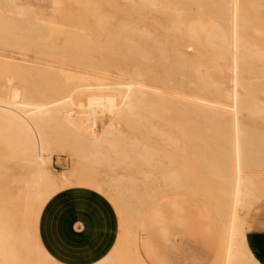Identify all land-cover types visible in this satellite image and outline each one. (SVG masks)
<instances>
[{
  "label": "bare ground",
  "instance_id": "obj_1",
  "mask_svg": "<svg viewBox=\"0 0 264 264\" xmlns=\"http://www.w3.org/2000/svg\"><path fill=\"white\" fill-rule=\"evenodd\" d=\"M130 1L141 10L128 30L130 62L111 71L79 52L83 25L100 29L101 20L72 19L59 0H0V264H59L41 245L40 214L55 195L80 189L115 205L123 264H144L139 225L172 200L197 203L218 222L213 264H258L245 226L264 199V109L242 102L250 96L242 72L249 59L264 63V54L243 39L249 12L240 0ZM169 28L184 40L171 60L160 39ZM170 113L181 127L161 120ZM127 122L162 147L126 140ZM174 127L179 138L168 131ZM54 145L74 148L55 159ZM164 148L182 152L179 171L168 169L174 162Z\"/></svg>",
  "mask_w": 264,
  "mask_h": 264
},
{
  "label": "crops",
  "instance_id": "obj_2",
  "mask_svg": "<svg viewBox=\"0 0 264 264\" xmlns=\"http://www.w3.org/2000/svg\"><path fill=\"white\" fill-rule=\"evenodd\" d=\"M264 131V115L259 119ZM38 235L59 264H123L118 258L122 236L115 207L91 192H61L44 206ZM216 219L201 205L172 200L152 208L142 219L136 240L144 264H213L220 249ZM245 244L251 257L264 264V199L250 212Z\"/></svg>",
  "mask_w": 264,
  "mask_h": 264
},
{
  "label": "rangeland",
  "instance_id": "obj_3",
  "mask_svg": "<svg viewBox=\"0 0 264 264\" xmlns=\"http://www.w3.org/2000/svg\"><path fill=\"white\" fill-rule=\"evenodd\" d=\"M93 3L92 10L86 11L83 6L76 5L71 0H59L60 3L67 5L65 10L69 11L70 18H79L80 20H91L97 18L101 20L102 25L100 29L96 26L88 27L83 25V30L88 34L86 42L80 45V54L88 55L102 61L103 64L109 70H114L116 66H123L130 62L131 41L133 40L130 32V27L134 25L135 20H138L141 16V10L138 9L134 3L130 0H91ZM244 10L249 12V15L244 17L242 21L243 30L242 35L244 41L249 44H255L260 48V53L264 54V7L251 9L248 6V0H240ZM59 18V17H58ZM169 26L165 23V26ZM125 27H128L125 29ZM168 33L164 31L160 32V39L162 42H167L170 60L173 57L176 49L183 44V37L180 36L173 28H169ZM156 56V53H154ZM195 56V53H192ZM163 62L159 63V67H162ZM242 83L246 87L247 93L250 96L245 97L242 102L247 103L249 100L257 102L258 106L264 109V63L256 58L249 59L244 64V70L242 72ZM161 120H168L174 122L177 127H181L182 123L179 122V114H161ZM129 121V120H128ZM177 122V123H176ZM162 125V124H161ZM170 134L173 137L179 138V133L176 127L169 129ZM123 137L136 138L139 140H147L160 146L159 138L154 139V135L149 131L132 126L130 123L122 129ZM55 136L54 132L51 133ZM158 137V136H157ZM74 148L73 145L65 146L64 150L59 145L53 146V155L59 154L62 150V155L69 154L68 149ZM193 151V147L189 146L185 153L189 155ZM163 152H167L169 161L172 160V164L168 165V169L180 170V162L183 161L182 152L180 149H165ZM186 156V155H185ZM56 161V160H55ZM167 169V165L164 167ZM79 190V189H78ZM81 191V189L79 190ZM92 193V192H91ZM113 207L115 205L109 199L106 198ZM116 208V207H115Z\"/></svg>",
  "mask_w": 264,
  "mask_h": 264
}]
</instances>
